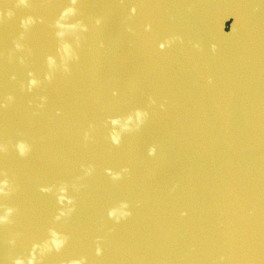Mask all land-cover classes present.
<instances>
[{"label": "water", "instance_id": "obj_1", "mask_svg": "<svg viewBox=\"0 0 264 264\" xmlns=\"http://www.w3.org/2000/svg\"><path fill=\"white\" fill-rule=\"evenodd\" d=\"M0 264H264V0H0Z\"/></svg>", "mask_w": 264, "mask_h": 264}]
</instances>
